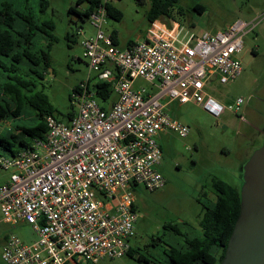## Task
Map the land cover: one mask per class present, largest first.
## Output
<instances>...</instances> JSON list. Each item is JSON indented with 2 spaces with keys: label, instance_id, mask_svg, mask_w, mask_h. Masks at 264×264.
I'll return each mask as SVG.
<instances>
[{
  "label": "built area",
  "instance_id": "obj_1",
  "mask_svg": "<svg viewBox=\"0 0 264 264\" xmlns=\"http://www.w3.org/2000/svg\"><path fill=\"white\" fill-rule=\"evenodd\" d=\"M106 16L101 0L88 16L95 37L80 44L94 81L111 80L115 100L101 108L94 90L82 83L72 91L76 111L69 120L46 115L43 138L0 156V169L9 172L0 184L1 218L11 226L27 223L37 235L26 244L10 234L1 251L5 264H97L125 255L138 216L131 190L165 184L159 132H188L167 113V103L192 101L219 118L226 107L207 87L240 74L238 53L254 25L235 20L197 34L177 21L155 19L143 40L119 47L101 30ZM137 77L156 81L157 90L133 89ZM242 102L237 98L229 108L237 113Z\"/></svg>",
  "mask_w": 264,
  "mask_h": 264
},
{
  "label": "rangeland",
  "instance_id": "obj_2",
  "mask_svg": "<svg viewBox=\"0 0 264 264\" xmlns=\"http://www.w3.org/2000/svg\"><path fill=\"white\" fill-rule=\"evenodd\" d=\"M76 1L49 0L48 8L41 15L54 22L55 40L40 88L53 105L57 119L63 122L67 121V113L76 111L70 98L73 88L85 83L87 75L95 74L88 70L80 43L84 38L95 37L96 28L88 16L68 10L72 6L81 12L88 5V0L79 4ZM105 1L121 12V18L114 19L107 14L101 24L102 32L108 34L115 30L119 47L130 40H143L150 25L146 18L149 0ZM195 3L203 5L204 11H194ZM172 15L173 19L160 17V20L165 23L177 21L197 34L204 30H223L235 20L254 25L244 34V47L238 53L242 67L240 74L226 84L213 80L207 87V92L226 107L219 118L192 101L166 105L167 113L187 126L188 132L185 136L170 130L158 134L161 148L158 169L165 178L164 186L148 191L136 185L131 190L138 216L129 244L143 254L146 250L155 252L145 245L151 235L161 236L164 232L162 224L186 221L197 226L202 203L208 205L215 198L210 185L213 178L240 186L242 166L264 138V0H178ZM79 28L83 33L76 34ZM155 83L137 77L133 89L143 87L154 92L157 90ZM237 98H242L243 102L235 113L229 106H234ZM113 99L114 94L103 105L108 107ZM34 112L31 107L24 111L26 118ZM7 127L8 123L0 122V131ZM10 234L26 244L37 239L27 223L11 226L0 221V264H5L1 259L2 244ZM135 257L103 258L97 264H141Z\"/></svg>",
  "mask_w": 264,
  "mask_h": 264
},
{
  "label": "trees",
  "instance_id": "obj_3",
  "mask_svg": "<svg viewBox=\"0 0 264 264\" xmlns=\"http://www.w3.org/2000/svg\"><path fill=\"white\" fill-rule=\"evenodd\" d=\"M82 1L77 0L76 4ZM100 1L88 0L87 7L81 12L72 6L68 10L89 16ZM149 2L146 12L149 23L160 17L173 19L172 8L178 0ZM48 6L49 0H0V122L8 123V127L0 131V156L15 154L29 147L35 138H43L46 132L45 116H55L53 105L40 88L55 40L54 22L41 17ZM105 8L109 16L121 18V12L106 1ZM192 8L198 13L204 11L199 3ZM110 34L113 43L118 45L115 30ZM131 42L127 41V44ZM86 84L88 89L94 90L101 108L107 109L109 106L105 107L103 102L114 94L111 80L94 81L93 76L87 78ZM79 85L72 91L79 89ZM115 98L114 95L111 102ZM27 107L35 111L28 118L24 113ZM73 114L74 111L67 113V120ZM210 185L215 198L208 205L202 203L197 226L186 221L164 223L161 236L151 235L145 245L155 252L146 250V254H143L129 245L125 255H136L135 259L141 264H220L239 214L240 186L219 178H213ZM73 264L92 263L75 261Z\"/></svg>",
  "mask_w": 264,
  "mask_h": 264
},
{
  "label": "water",
  "instance_id": "obj_4",
  "mask_svg": "<svg viewBox=\"0 0 264 264\" xmlns=\"http://www.w3.org/2000/svg\"><path fill=\"white\" fill-rule=\"evenodd\" d=\"M240 208L220 264H264V138L242 166Z\"/></svg>",
  "mask_w": 264,
  "mask_h": 264
},
{
  "label": "crops",
  "instance_id": "obj_5",
  "mask_svg": "<svg viewBox=\"0 0 264 264\" xmlns=\"http://www.w3.org/2000/svg\"><path fill=\"white\" fill-rule=\"evenodd\" d=\"M167 24H170V23H167ZM111 33V32H110ZM117 42H118V40H117ZM127 44V42L125 43V45ZM124 45V46H125ZM123 47V46H122ZM4 171V173L2 172V173H0V184H2L3 182H5L6 180H7V178H8V175H9V172L8 171H5V170H3ZM1 214V213H0ZM0 221H2L3 223H6V222H4L3 220H2V218H1V215H0ZM3 245V244H2Z\"/></svg>",
  "mask_w": 264,
  "mask_h": 264
}]
</instances>
